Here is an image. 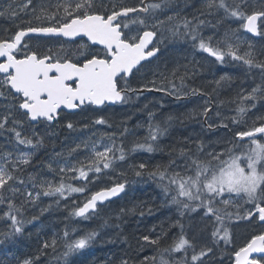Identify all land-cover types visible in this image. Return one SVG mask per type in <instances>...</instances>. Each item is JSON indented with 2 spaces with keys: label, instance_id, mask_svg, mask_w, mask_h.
<instances>
[{
  "label": "snow or ice",
  "instance_id": "1",
  "mask_svg": "<svg viewBox=\"0 0 264 264\" xmlns=\"http://www.w3.org/2000/svg\"><path fill=\"white\" fill-rule=\"evenodd\" d=\"M171 2L146 3L139 0L138 5L127 6L122 0H39L36 4L33 0H24L19 5L9 3L0 11V16L7 14L13 18L16 28L11 34L0 35V107L7 110L0 118V135L5 136L9 143L12 139L15 141L12 150L0 149V206L5 207L0 219L8 222V230L0 232V244L13 241L23 234L27 223L38 219L36 215H32L31 220L25 218L26 205L34 206L41 195L67 199L72 193H84L87 184L101 179L102 175L115 169L117 161L126 158L123 142L117 144V133L101 134L96 140L71 148L69 154L88 149L89 153L83 160L77 159L74 163L65 160L57 169L53 168L52 162L47 164L50 171L72 173L70 179L85 181L86 184L75 187L65 183L64 175L58 184L47 179L37 180L25 172V168L32 164L34 152L19 150V146L35 150L43 144V137L34 131L35 127H53L54 122H60L65 110L71 114L90 106L125 103L129 92L161 91L180 98L179 89L185 87L184 81L188 77L187 66L182 75L178 74V69L173 70L170 76L160 73V80L149 79L139 88H131L128 81L129 77L147 66L145 62L159 59L162 40L158 41L157 35L165 21L157 20L152 13ZM21 11L26 19L19 16ZM221 11L223 15L217 17L215 23L208 19ZM166 19L175 21L168 29L172 38L190 39L194 48L213 57L214 62L224 64L230 58L242 63L249 72L254 68L260 70L262 83L250 92L238 93L241 101L252 102L246 106L241 103L236 110L237 115L231 117L232 124H240L247 111L255 107V102L264 99V60H258L254 44L241 39L237 33L242 30L264 39V0H261L259 8L251 7L248 0H232L230 4L226 0H204L191 19L182 17L177 20L176 16ZM226 19L236 22L238 27L228 28L215 42L212 35H202L204 26L215 28ZM245 44L247 50L240 54V48ZM176 78L181 82L179 88L175 84ZM227 79L221 77L215 83L219 86ZM191 94L207 93L193 87ZM211 111L206 102L200 114L207 121L211 119L208 116ZM149 115L151 118L152 114ZM92 123L106 125L108 121L101 117ZM26 124L33 129L31 135L25 131ZM66 127L75 129L71 121L66 123ZM207 127L228 129L232 135L217 140L215 143L219 147H209L203 140L194 142L195 150L181 147L177 151L173 147L166 163L152 168L140 163L134 168L136 177L146 174L157 182L165 203L175 205L181 217L185 213L202 210L205 228L212 225L211 240L201 244L198 252L196 238H185L183 231L168 247H161L166 236L163 229L155 238L144 235L141 238L143 242L159 250V264H189V249L191 264H213V261L222 264L224 254L217 257L215 248L220 241L225 245L232 242L226 219L229 223L241 220L253 224L258 222L264 228V116L257 117L250 126L245 122L244 127L234 131L223 121L208 123ZM166 130L159 124L149 123L145 141L134 143L130 151L151 153L160 150L159 145L153 142ZM127 132L128 129L122 127L119 137ZM6 134H11V137ZM55 155L63 157L64 154ZM90 173L94 174L91 178ZM125 187L126 182H117L93 192L82 206L77 205L72 214L85 219L90 214H97L99 205L118 196ZM18 199L19 204L16 203ZM204 230L201 229L202 232ZM96 235L93 232L70 239L66 230L59 241L55 236L50 241L44 240L32 255L15 258L12 264H41V257L48 254L47 250L55 251L61 241L65 248L62 258L66 260L88 247ZM164 253H168L170 259H165ZM172 253L183 255L176 259ZM253 253H264V231L253 235L244 246L228 254L234 255V264H264V261L250 258ZM155 260V256L145 257L141 264H154ZM121 264H128V261L123 260Z\"/></svg>",
  "mask_w": 264,
  "mask_h": 264
},
{
  "label": "trees",
  "instance_id": "2",
  "mask_svg": "<svg viewBox=\"0 0 264 264\" xmlns=\"http://www.w3.org/2000/svg\"><path fill=\"white\" fill-rule=\"evenodd\" d=\"M9 1L12 0H0V11L6 8ZM16 1L22 2L23 0ZM33 1L39 2V0ZM226 2L230 4L232 0H226ZM203 3L204 0H172L171 4L167 5L168 15L176 16L177 20L182 17L191 19L196 9L200 8ZM260 3L261 0H248V4L253 8H259ZM168 15L162 14V8L155 14L158 20L165 21L160 28L161 32L171 27V25L167 26L169 23L166 19ZM222 15V11L217 12L215 17H208V19H212L215 23L216 18ZM19 16L27 18L22 11ZM200 18L205 19V17ZM223 27L228 30L230 27H238V24L226 19L215 28L204 26L202 35L206 37L215 32L217 35H214L213 38V42H215L223 36L221 33L224 30ZM11 32H14L13 18L7 14L0 16V35L11 34ZM169 35L171 36L170 31L165 38ZM237 35L241 39L250 40L254 44L256 58L264 60V39H252L246 36L242 30ZM163 44L164 42L160 43L159 59L147 63V66L138 73L139 75L135 76L133 81L137 85H142L149 79L160 80V73L170 76L171 72L177 69L178 74L182 75L185 66H187L188 77L184 81L185 87L179 89V91L180 96L187 95L188 98L183 101H174L164 96L161 99L152 96L151 100L141 101L131 98L132 107L129 110L117 106L105 110L90 109L87 115L84 113L73 116L68 115L67 122L71 121L75 125L74 130L66 129L64 123H62L58 131L48 128L42 133L46 138L43 139L44 142L39 148L33 150L19 146L20 151L34 152L32 164L25 168L26 174L34 175L36 173L37 180L47 179L57 184L61 180V175H64L65 183L79 187L87 182L70 179L72 173L58 174L57 171H50L46 168L47 164L56 157V153L64 154L63 157H59L62 160L60 165H63L65 160L73 163L77 159L83 160L89 150L82 148L69 154L71 148L85 141L96 140L101 134L117 133V144L119 145L122 141L125 148V160L117 161L114 170L107 175H102L101 179L87 184V190L85 191L87 197V194L103 186L102 184L111 185L117 181L126 182L127 190L124 195L110 203L103 210L105 212L110 211V216L113 217H109L108 221L103 222L89 216L87 219L89 220L88 226L82 230L80 224L86 221L85 218L75 217L72 214L73 209L70 207L69 209L67 205L69 201H81L79 193H72L67 199L41 195L34 206L26 205L24 213L25 218L28 220H31L32 215L38 216V219L27 223L22 235L1 245L0 264H12L15 258L23 259L32 255L44 240L50 241L55 236L59 241L66 230L69 232L70 239H78L93 232H96L97 235L88 247L70 255L66 260L62 258V253L65 251L63 243L62 241L58 242L55 251L49 248L47 250L48 254L41 257V264H121L123 260L128 261V264H135L141 257L160 255L156 246L147 245L143 242L141 238L144 235L155 238L163 229L166 236L161 241V247H168L174 239H177L178 229H181V226H187L177 207L165 203V196L157 186L156 181L150 179L146 174L142 177L135 176V166L145 163L149 168H152L157 164L166 163L169 160V152L173 147L177 151L181 147H191L195 150L196 144L194 142L199 140H203L209 147H219L220 145L215 143L217 140L231 137L232 132L228 129H207L202 120L203 115L200 114L206 106V102H208V106L213 103L212 113L209 116L211 119L206 122L207 124L209 121L213 124L223 121L228 123L229 128L233 131L244 127L245 122L250 126L257 117L264 116V99L255 102V107L247 111L240 124H232L231 117L237 115L236 110L241 103L245 106L252 103L241 101L238 93L250 92L253 87L262 83V79L258 80L259 69L254 68L249 72L242 63L231 61L230 58L222 65L217 64L205 68L204 71L200 70L192 62L187 61V58L192 54L183 41L175 43L174 47L170 42L164 47ZM246 50L247 45H242L240 54H243ZM193 71H195V75H193ZM221 77H228L229 79L221 81L218 86L215 81ZM180 83V79L176 78L175 84L178 88ZM141 85L136 87H141ZM165 85L171 87L167 84V81H165ZM193 87L200 88L207 94L192 95L191 88ZM126 104L127 102L123 106H126ZM6 112L5 108L0 107V118ZM217 112L220 113L219 116L216 115ZM149 114H152L151 118ZM190 114L194 115L190 117ZM101 117L105 118L108 124L94 125L92 123L95 119ZM169 117L172 119L169 120ZM149 123L159 124L167 129L164 135L153 142L159 145L160 150L151 153L143 150L130 151L134 143L145 141V137L148 136ZM85 125H88V127H84ZM122 127H126L128 132L123 137H119ZM25 131L31 135L33 129L28 128L26 124ZM34 131L38 135L41 132L37 127ZM6 135L9 138L11 137V134ZM33 139L35 140V137ZM14 144V139L9 143L5 136L0 135V149L12 150ZM53 168L57 169L58 167ZM89 175L90 178L94 176L92 173ZM16 203H20L19 199ZM41 209H44V211L41 212ZM149 209H151L150 212ZM3 210H5V207L0 206V215H2ZM141 212H143V215H141ZM7 224L8 222L0 219V232L8 230ZM142 244H144L143 247H141ZM164 258H170L169 254L164 253Z\"/></svg>",
  "mask_w": 264,
  "mask_h": 264
},
{
  "label": "rangeland",
  "instance_id": "3",
  "mask_svg": "<svg viewBox=\"0 0 264 264\" xmlns=\"http://www.w3.org/2000/svg\"><path fill=\"white\" fill-rule=\"evenodd\" d=\"M202 217V212H198L197 214H195L194 216L191 217V220H194L196 223L194 224V227L197 228H201V227H205V221L201 219ZM226 226L231 227L232 225L230 224H226ZM191 229H193V234L191 235V238L193 239V237L196 238L197 242H204L206 239L203 237L200 239V234L202 232H199L197 229H194L193 227H191ZM202 229V228H201ZM187 238L189 240H192L189 238V234H187ZM224 262V261H223ZM234 263V262H233Z\"/></svg>",
  "mask_w": 264,
  "mask_h": 264
},
{
  "label": "water",
  "instance_id": "4",
  "mask_svg": "<svg viewBox=\"0 0 264 264\" xmlns=\"http://www.w3.org/2000/svg\"><path fill=\"white\" fill-rule=\"evenodd\" d=\"M147 1H154V0H145V2H147ZM247 34H249V33H247ZM250 35H251V34H250ZM152 92H157V91H152ZM109 105H113V104H109ZM67 111H68V110H67ZM120 194H121V193H120ZM120 194H119V195H120ZM119 195H118V196H119ZM118 196L112 197V198L109 199V200H112V199H114V198H116V197H118ZM107 201H108V200H107ZM105 202H106V201H105ZM105 202H104V203H105ZM253 254H254V253H253Z\"/></svg>",
  "mask_w": 264,
  "mask_h": 264
},
{
  "label": "bare ground",
  "instance_id": "5",
  "mask_svg": "<svg viewBox=\"0 0 264 264\" xmlns=\"http://www.w3.org/2000/svg\"><path fill=\"white\" fill-rule=\"evenodd\" d=\"M216 78V77H215ZM206 91H207V89H206ZM212 123V122H211ZM26 126V125H25ZM179 126V125H178ZM112 223V222H111ZM88 228H90V227H88ZM144 256V255H143ZM142 258V257H141Z\"/></svg>",
  "mask_w": 264,
  "mask_h": 264
}]
</instances>
